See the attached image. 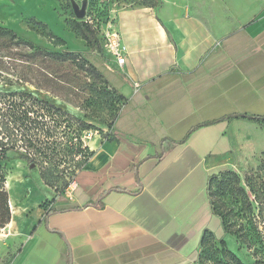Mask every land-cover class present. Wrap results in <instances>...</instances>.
<instances>
[{"label":"crops","instance_id":"crops-1","mask_svg":"<svg viewBox=\"0 0 264 264\" xmlns=\"http://www.w3.org/2000/svg\"><path fill=\"white\" fill-rule=\"evenodd\" d=\"M114 18L127 80L106 67L109 54L86 52L127 100L113 140L66 193L45 185L51 198L32 206L10 196L7 228L24 246L16 264H194L204 231L220 225L209 177L233 165L238 128L257 125L219 120L264 116V0L183 14L130 7Z\"/></svg>","mask_w":264,"mask_h":264},{"label":"rangeland","instance_id":"rangeland-1","mask_svg":"<svg viewBox=\"0 0 264 264\" xmlns=\"http://www.w3.org/2000/svg\"><path fill=\"white\" fill-rule=\"evenodd\" d=\"M84 1H87L88 5L86 17L83 20L89 22L96 31L101 44L100 55L102 53L103 57L108 56L105 47L106 34L114 31V14L119 9L150 6L160 15L164 13L183 14L192 13L194 10L208 12L210 7H224L225 4V0H0V26L13 30L22 39L50 52L82 53L91 64L96 66L100 59L85 54L91 49L71 30V24L77 20L73 4L76 3L81 7ZM36 22L46 25L47 31L62 39L64 43H55L54 39L46 35L44 28L35 25ZM14 56L19 58V55ZM26 67L21 61L6 57L5 52L0 51V95L5 97L12 93H31L93 125L95 127L92 130L93 134L85 135L86 131H84L81 133V141L83 147L95 153V149L103 141L101 129L107 131L106 128L115 118L121 103L110 99L107 105L103 95L98 96L91 88L94 80L89 79L73 63L58 64L40 61V68H34L36 70L35 80L31 83L23 79L27 72ZM36 82H39L43 89L38 88L35 85ZM96 84L102 93L105 85L99 81ZM5 107L1 105L2 109H7ZM62 126H67V124L64 123ZM68 130L62 127L56 133L59 143L65 145L67 138L74 137ZM95 132L98 133L95 134ZM234 156L230 169L240 177L242 186H246L247 177L264 181V126L239 127ZM82 159L80 155L76 160ZM6 169V189L13 199L17 198L18 203L27 197V201H30L29 204L32 206L39 197L51 198L46 188L47 185L45 186L42 180L41 167L31 166L21 161H10ZM67 177L71 178L69 174ZM25 182L27 187H25ZM59 184L62 186V182ZM220 200L226 206H232L236 210L239 208L231 197ZM11 232L10 228L6 227L0 233V264H16L22 255L23 239L18 238L19 241H14ZM214 232L219 237L224 236L220 225L215 228ZM224 238L228 249L237 254L244 264H259V262L264 264V248L258 244L250 248V245H241L233 236L228 235Z\"/></svg>","mask_w":264,"mask_h":264},{"label":"trees","instance_id":"trees-1","mask_svg":"<svg viewBox=\"0 0 264 264\" xmlns=\"http://www.w3.org/2000/svg\"><path fill=\"white\" fill-rule=\"evenodd\" d=\"M35 25L44 28L46 35L54 39L55 43H64L62 39L47 31V26L43 23L36 22ZM71 30L87 44L91 53L100 55L101 44L96 31L89 22L76 20L71 24ZM0 51L5 52L6 57L14 58L27 66V72L23 76L27 83L35 80L36 70L34 68H40V61L75 64L89 79L94 80L91 88L98 96L103 95L107 105L110 99L121 103L115 118L107 126V131L98 130L103 136V141L113 140L114 121L127 100L109 86L101 70L91 64L82 53L47 51L22 39L13 30L2 26H0ZM14 55H19V58ZM97 81L105 85L102 93L98 89ZM35 85L43 89L39 82ZM1 105L6 106L7 109H2ZM238 119L264 126V116L247 113L231 114L219 121ZM64 123L67 126H62ZM210 124L213 123L204 125ZM62 127L68 128V131L74 135V137L67 138L65 145L56 139V133ZM94 129L93 125L31 93H12L5 97L0 95V233L12 221L10 195L6 189L7 163L21 161L31 166L41 167V176L45 185L61 195L68 186L75 182L78 173L94 156L95 153L83 147L81 141V133ZM166 141L168 139H164L161 145L163 146ZM80 155L83 159L76 160ZM72 166L73 169H71ZM67 174L71 178H68ZM60 182L62 186H59ZM245 183L246 186H242L240 177L229 167L220 168L211 173L207 188L210 206L213 215L219 220L224 236L219 237L210 229L204 231L200 254L196 261L198 264H244L237 254L228 249L224 238L228 235L237 238L241 245H250L252 248L258 244L264 248V181L247 177ZM227 197L234 199L236 206H239L238 210L221 202V198ZM51 203L53 201L46 202L41 207L47 210V206ZM52 211L50 209L47 215Z\"/></svg>","mask_w":264,"mask_h":264},{"label":"built area","instance_id":"built-area-1","mask_svg":"<svg viewBox=\"0 0 264 264\" xmlns=\"http://www.w3.org/2000/svg\"><path fill=\"white\" fill-rule=\"evenodd\" d=\"M106 39L107 41L105 43V47H106L107 53L112 57V61H114L115 65L108 64L106 62H104V64L109 70H111L112 72L118 74L119 76L127 80L126 76L123 73V70L121 69L126 63L127 49L122 44L120 35L115 31L108 32L106 34ZM97 56L101 58V55L97 54ZM97 133L98 132H95V134ZM86 134H93V131H86L85 135ZM74 185H75V182H73L70 185L69 189L72 188Z\"/></svg>","mask_w":264,"mask_h":264},{"label":"water","instance_id":"water-1","mask_svg":"<svg viewBox=\"0 0 264 264\" xmlns=\"http://www.w3.org/2000/svg\"><path fill=\"white\" fill-rule=\"evenodd\" d=\"M87 5V1H84L81 7L76 3L73 4L74 14L77 20H83L86 17Z\"/></svg>","mask_w":264,"mask_h":264},{"label":"bare ground","instance_id":"bare-ground-1","mask_svg":"<svg viewBox=\"0 0 264 264\" xmlns=\"http://www.w3.org/2000/svg\"><path fill=\"white\" fill-rule=\"evenodd\" d=\"M17 215V213L15 212V216Z\"/></svg>","mask_w":264,"mask_h":264}]
</instances>
